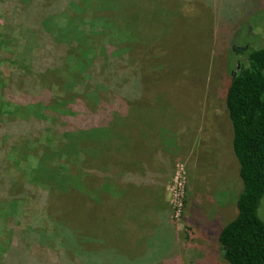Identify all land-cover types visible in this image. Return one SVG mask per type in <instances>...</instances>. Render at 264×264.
I'll list each match as a JSON object with an SVG mask.
<instances>
[{
	"label": "trees",
	"instance_id": "1",
	"mask_svg": "<svg viewBox=\"0 0 264 264\" xmlns=\"http://www.w3.org/2000/svg\"><path fill=\"white\" fill-rule=\"evenodd\" d=\"M161 1L0 0V264H89L92 245L126 250L122 236L146 245L157 230L142 215L164 207L175 158L150 102L176 107L182 90V69L154 70L149 58L163 40L152 14L168 20ZM242 50L247 65L225 94L230 143H221L243 188L219 243L229 264H264V47ZM180 145L175 136L170 148ZM89 227L94 237L77 234Z\"/></svg>",
	"mask_w": 264,
	"mask_h": 264
},
{
	"label": "rangeland",
	"instance_id": "2",
	"mask_svg": "<svg viewBox=\"0 0 264 264\" xmlns=\"http://www.w3.org/2000/svg\"><path fill=\"white\" fill-rule=\"evenodd\" d=\"M165 3L166 15H160L168 18L166 26L160 24L159 16L155 18L152 14L153 30L159 29L157 40H163L159 45L154 43L149 58L154 70L172 73L182 69V73L176 75L182 90L176 103L179 108L170 105L167 109L159 99V102L152 100L150 113L156 128L169 127L164 134L168 141L166 146L171 147L175 136L182 141L178 153L169 147L171 159L175 160L165 170L169 177L165 178L168 181L166 197L161 202L169 209V219L162 221L160 229L154 231L146 245L144 236L139 242L134 237L130 243L125 235L121 240L126 250L112 247L96 253L92 245L95 249L89 252V264H229L219 243L221 213L227 207L228 214L233 216L231 219L237 215L243 182L234 152L221 143L224 137V141L230 143L231 137V131L227 130L225 94L233 73L247 65L246 54L250 50L242 49L264 47V0H162L157 5ZM161 29L167 37L160 35ZM140 49L147 52L141 43ZM163 58L179 62L162 64L160 59ZM156 85L165 86V83ZM174 102L171 100L172 104ZM145 123L142 121L143 125ZM141 130L148 136L150 131ZM152 139L155 140V136ZM77 214L87 222L93 219V213L77 211ZM259 214L264 220V197ZM143 216L146 217L144 214L142 219ZM113 218V223H117L119 217L110 219ZM145 221L147 223V219ZM91 222L93 226L98 225ZM144 227L140 230L146 231ZM85 232L78 230L77 234L85 238L91 228H86ZM91 235L94 237L93 232ZM103 237L97 235L95 243Z\"/></svg>",
	"mask_w": 264,
	"mask_h": 264
},
{
	"label": "crops",
	"instance_id": "3",
	"mask_svg": "<svg viewBox=\"0 0 264 264\" xmlns=\"http://www.w3.org/2000/svg\"><path fill=\"white\" fill-rule=\"evenodd\" d=\"M162 180H163V174L161 173L160 174V176H159ZM169 177V176H168ZM166 179H168V178H166ZM165 178H164V180H166ZM163 180V181H164ZM166 183L168 182L167 180L165 181ZM159 200H163V197H161L160 196V199ZM160 201V204H161V206H162V204H163V202H161ZM227 208V207H226ZM226 208H224V210L222 211V213H221V216H223L222 218H221V225H222V227H221V230H222V228L225 226V225H227L232 219V217L228 214V212H227V210H226ZM237 213V212H236ZM235 213V214H236ZM146 215V217H145V220L147 219V222L148 221H152L151 223L153 224V223H155V225H156V227L154 226V229L155 228H157V229H160V226H161V224H162V221H167V219H169V209H167L166 207H162V209L161 208H159L158 207V209H153V210H151L148 214L146 213L145 214ZM227 215V216H226ZM224 216H226V218L224 217ZM231 219V220H230ZM230 220V221H229ZM220 233V232H219ZM153 235H154V233H153ZM152 235V236H153ZM152 238H149V239H147V243L146 244H148V243H150V240H151Z\"/></svg>",
	"mask_w": 264,
	"mask_h": 264
}]
</instances>
